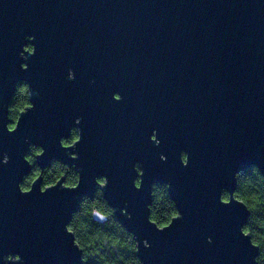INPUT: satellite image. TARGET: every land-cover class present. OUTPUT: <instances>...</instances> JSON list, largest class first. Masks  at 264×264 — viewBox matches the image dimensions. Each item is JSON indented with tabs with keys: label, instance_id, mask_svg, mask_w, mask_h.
I'll return each instance as SVG.
<instances>
[{
	"label": "water",
	"instance_id": "water-1",
	"mask_svg": "<svg viewBox=\"0 0 264 264\" xmlns=\"http://www.w3.org/2000/svg\"><path fill=\"white\" fill-rule=\"evenodd\" d=\"M29 35L35 55L22 61L17 53ZM22 80L33 92L16 121L31 102L35 107L9 133L6 105ZM77 115L81 140L63 149L58 140ZM153 129L159 146L149 139ZM29 144L45 149L36 160L41 169L52 160L75 165L78 187L61 188L77 180L69 185L60 177L41 193L39 174L21 195ZM73 151L78 159L69 158ZM4 152L0 254L18 253L22 264H82L64 226L100 175L108 177L103 193L115 218L149 241L136 253L142 264H254L258 249L239 232L250 210L234 191L235 173L252 165L264 178V0H0ZM137 162L139 190L132 183ZM154 183L170 184L181 213L162 231L147 221ZM221 188L229 191L224 201L237 202L221 204Z\"/></svg>",
	"mask_w": 264,
	"mask_h": 264
},
{
	"label": "clouds",
	"instance_id": "clouds-1",
	"mask_svg": "<svg viewBox=\"0 0 264 264\" xmlns=\"http://www.w3.org/2000/svg\"><path fill=\"white\" fill-rule=\"evenodd\" d=\"M26 39L29 41V43L22 44L19 52L17 53L18 57L22 61H27L29 56L35 55V45L30 42L34 39V37L29 35L26 37ZM26 45L31 46V51H25ZM20 68L22 70H27L28 64L25 62H21ZM65 79L69 80V81L75 79V74H74V71L72 68L67 69V75H66ZM94 82H95L94 80H89V84H93ZM25 85L27 86L29 98L31 97L32 92H33V90L31 89V86L28 84L27 81L22 80V81H19L15 85V89H14L11 101L6 105V107H7V118L10 122L5 124V128L9 133L16 130V128L18 126L19 119L21 117V114H25V113H27L28 110H31L35 107V105L31 102L32 107L29 109H26L23 113H21L19 115L18 120L13 125L11 117L13 115H15V113H13L11 111V109H12V106L15 102L16 97H17L18 90L22 86H25ZM37 96H39L38 90H37ZM113 98L117 101H119L121 99V97L118 93H113ZM81 121H82L81 116L77 115L74 117V125L75 126L70 129L69 135L67 137L62 136L58 140V143H59L61 148H63V149L75 148L77 143L81 140L82 129L79 127V125L81 124ZM72 130H75L77 138L71 144H66V141L69 140L71 137ZM149 139L154 143L155 146H159L160 140L157 139V134H156L155 129L152 130V133H151ZM36 148L40 149V155L39 156H33V150ZM44 151H45V149L42 145H37V144H29L28 145V151L23 155L22 159L30 166V170L22 177L21 181H19L17 184V188H18L21 195H27L31 192L34 183L31 184L29 187L25 188L26 177H28L31 174L34 166L37 164L36 163L37 158L42 156L44 154ZM68 156L70 159H78L77 153L75 151L68 153ZM29 157H33V161H30ZM159 159H160V161L164 162V161H166L167 158L165 155L160 154ZM179 159H180V163L182 166H187L188 155L185 151L182 150L180 152ZM8 162H9V156H8L7 152L2 153V155H0V164H7ZM61 163L64 165H67L66 163H63V162H61ZM132 167L137 173V176L133 180L132 183H133L134 188L139 190L142 186V170L139 167V162L134 163ZM67 170L71 173H74L75 176L77 177L76 186L65 187V186H63V184H60V187L63 189L74 190L78 187V184L80 182V173L76 169L75 165H73L72 167H69V165H67ZM250 171H251L250 176L254 175L255 173H260L257 165H252ZM236 174L237 173H235V176H236ZM93 180H94V183L96 185V188L94 189L93 195L91 197H89L87 194H84L80 197L78 210H76L75 212H73L70 215L68 222H66V224L64 226L65 231L68 234H71V236L73 238L72 244L81 252L80 259H81L82 264H87V262L90 259L93 261V264H142V261L140 260V258L135 253H137L139 251V245L141 243L143 244L144 248L150 247L149 241L146 238L138 241L136 239L135 234L133 232L126 230L125 227L122 225V223L115 218V209L108 204L107 200L104 198V193H103V190L105 188H107V186H108V177L106 175H100L97 177H93ZM57 184L58 183H56L53 186L47 187V188H42V186H41L42 182H41L40 187H39V191L41 193H44V192H46V190L55 187ZM169 187H170L169 183H165L164 185H157L155 183L152 184L151 190H150V195L152 197V200H151L150 204L146 205V208L148 209L147 221L150 224L154 225L155 229L158 231L168 229L172 225L174 220L181 218V213L177 209V207L175 206V202L169 198V194H168ZM156 189H163L165 191L166 198L168 201H170V204H171V210H173V212H174V214L171 216V218H169L168 215L165 213V214H162L160 216L159 220H153L152 219V215H153L152 206L154 204L153 193ZM226 191H228V190H226L224 188H221L219 190V193H218L219 202L223 205H229L232 201L237 202L234 199L229 200V201H224L222 199V196H223V193H225ZM94 199L102 201L104 204V208L100 209L98 211H91L89 214V223L92 225H99V224L103 223L105 226H113V225L118 224L120 226L121 230L119 232H115V231L113 232L114 238L101 241L100 244L98 245L97 251H89L87 249V247L78 246L77 243L74 242L77 239L78 234L75 231L69 230L67 226L73 222V218H74V215L76 213L82 212V208H81L82 203L85 200L91 201ZM237 203L240 205H243L244 208L249 212L248 207H246L242 203H239V202H237ZM121 212H124V209H121ZM128 215L130 217L131 214H128ZM249 215H250V213H249ZM94 217H98L100 219L95 220ZM248 220H249V216L247 217V222H248ZM246 223L241 225V227L239 228V232L244 237L248 238V242L250 243L251 246L258 249V255L253 257L254 264H258V257L260 256L261 252L264 251V249H262L260 246L261 240L258 239L256 231L253 230L251 233H249L245 230L244 225ZM206 240L208 243L212 242V238L210 236L206 237ZM0 260L3 261V264H22V258L18 253L17 254H7V253L0 254Z\"/></svg>",
	"mask_w": 264,
	"mask_h": 264
},
{
	"label": "trees",
	"instance_id": "trees-1",
	"mask_svg": "<svg viewBox=\"0 0 264 264\" xmlns=\"http://www.w3.org/2000/svg\"><path fill=\"white\" fill-rule=\"evenodd\" d=\"M27 45L26 48H29ZM11 101V100H10ZM29 103V95L27 86H22L18 92L15 102L12 106L11 111L15 113L11 117L12 122L15 120L19 111L22 110ZM39 152L36 148L33 150V156ZM30 161H33V157H29ZM72 167V165H69ZM251 167L236 174L237 184L234 191V195L239 199L243 200L250 210L249 220L244 225L247 232L251 233L253 230L256 231L258 239L261 240V248L264 249V178L262 174L255 173L251 175ZM240 173V174H239ZM38 174L42 175V185H47L55 182L62 175L64 176V182L66 184H73L77 177L74 173L67 170V165L60 162L53 161L49 166L44 169L38 168L36 165L33 168V172L26 177L25 188L29 186L31 179ZM164 185V184H157ZM228 193H223V198H227ZM154 204L152 206V219L159 220L162 214H167L169 218L174 214L171 210L170 201L166 198V193L163 189H156L153 193ZM170 198V197H169ZM171 199V198H170ZM82 212L76 213L73 218V222L68 226L72 231L77 232L76 242L81 247H87L89 251H97L98 245L101 241L106 239H112L113 232H119L120 226L118 224L113 226H105L103 223L99 225H92L89 223V214L93 209H103L104 204L99 200H85L82 205ZM97 220V219H95ZM126 229V228H125ZM127 230V229H126ZM136 254V253H135ZM258 255V254H257ZM87 264H93L90 259ZM258 264H264V251L261 252L258 257Z\"/></svg>",
	"mask_w": 264,
	"mask_h": 264
},
{
	"label": "flooded vegetation",
	"instance_id": "flooded-vegetation-1",
	"mask_svg": "<svg viewBox=\"0 0 264 264\" xmlns=\"http://www.w3.org/2000/svg\"><path fill=\"white\" fill-rule=\"evenodd\" d=\"M28 43H29V42H28ZM26 46H27V45H26ZM26 46H25V48H26ZM28 49H31V46H30ZM11 98H12V97H11ZM27 105H29V103H28ZM23 109H24V108H23ZM20 111H21V110H20ZM20 111H19V112H20ZM18 114H19V113H18ZM17 116H18V115H17ZM17 116H16L15 120H13V125H14L15 122H16ZM9 122H10V121H9ZM76 138H77V136H76V132H75V130H72V132H71V137H70L69 140L66 141V144H71ZM27 151H28V150H27ZM39 151H40V149H39ZM53 161H57V160H52V162H53ZM52 162H51V163H52ZM57 162H60V161H57ZM51 163H50V164H51ZM60 163H61V162H60ZM50 164H49V165H50ZM66 164L69 165L68 163H66ZM49 165H47V166H49ZM36 166H37V164H36ZM72 166H73V165H72ZM37 167H38V166H37ZM45 167H46V166H45ZM45 167H44V168H45ZM38 168H39V167H38ZM44 168H42V169H44ZM40 169H41V168H40ZM32 172H33V171H32ZM38 175H39V174H38ZM40 175H41V174H40ZM41 176H42V175H41ZM35 177H36V176H35ZM35 177H34V178H35ZM61 177H62L63 180H64V176L62 175ZM34 178H33V179H34ZM33 179H31V181H32ZM76 180H77V179H76ZM30 183H31V182H30ZM52 183H53V182H52ZM52 183H50V184H52ZM64 183H65V182H64ZM75 183H76V181H75L73 184H75ZM65 184H66V183H65ZM73 184H70V185H73ZM156 184H158V183H156ZM29 185H30V184H29ZM47 185H49V184H47ZM47 185H44V186H47ZM42 186H43V185H42ZM44 186H43V187H44ZM27 187H29V186H27ZM27 187H26V188H27ZM93 210L95 211V210H99V209L95 208V209H93ZM94 219H96V218H94ZM97 220H98V219H97ZM68 227H69V226H68Z\"/></svg>",
	"mask_w": 264,
	"mask_h": 264
}]
</instances>
